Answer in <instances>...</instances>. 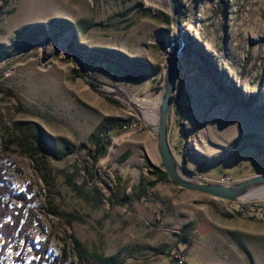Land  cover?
<instances>
[{"label":"rangeland","instance_id":"1","mask_svg":"<svg viewBox=\"0 0 264 264\" xmlns=\"http://www.w3.org/2000/svg\"><path fill=\"white\" fill-rule=\"evenodd\" d=\"M176 1L178 24L168 0H0V167L30 200H13L27 229L6 253L0 238V264H46L42 243L72 263L76 240L123 264H264V199L159 181L144 103L159 98L169 44L177 60L184 44L167 125L177 160L209 183L264 173V0Z\"/></svg>","mask_w":264,"mask_h":264},{"label":"water","instance_id":"2","mask_svg":"<svg viewBox=\"0 0 264 264\" xmlns=\"http://www.w3.org/2000/svg\"><path fill=\"white\" fill-rule=\"evenodd\" d=\"M169 7L172 12V22L178 24L179 20V3L176 0H168ZM176 42H171L168 46L169 48V57L166 59L167 67L165 69L163 76V84L159 94V105L157 109V123L155 125H150L156 133L157 145L163 161L165 171L168 173L169 179L182 189L193 190L201 192L212 196L215 199L227 201L230 203H240L243 201H252V200H261L260 199H250L251 195L259 194L264 192V173L255 175L243 181H238L234 184H219V183H209L202 181L201 179L187 170L180 162L177 160L170 144L169 139V118L171 111V99L175 91V82L176 76L178 73L181 60H183V50L185 45L182 44L177 48L176 53L181 57L177 60L174 58V46ZM82 73L85 74V67L82 69ZM139 74V73H137ZM145 75L144 73L136 75ZM133 76V77H136ZM111 88L110 85H106ZM114 94H117L121 98L128 100L119 95L117 92L113 91ZM130 103V102H129ZM131 106L136 112H140L139 109L132 103ZM264 199V198H262Z\"/></svg>","mask_w":264,"mask_h":264},{"label":"trees","instance_id":"3","mask_svg":"<svg viewBox=\"0 0 264 264\" xmlns=\"http://www.w3.org/2000/svg\"><path fill=\"white\" fill-rule=\"evenodd\" d=\"M30 35L35 34L30 33ZM28 40L29 38L25 39L26 44H28ZM133 63L135 66L140 67L145 72H147V74H144H146L148 77H152L153 74H156V70L145 59L138 58L133 60ZM111 64H113L118 71L122 70L124 73L126 72L119 64ZM96 147L100 155L104 152L106 145L102 141L97 143ZM37 148L38 149L36 150H39V147ZM74 151L75 146L68 143L62 148L60 152L54 154V158L56 160H62ZM153 173L157 176L159 181H164L166 178H169L168 173L162 169H155ZM125 183L126 182L123 184V182L120 181L113 195L114 202L119 205H124L129 200V197L126 194L129 185L128 183ZM155 184L156 181L149 182V185L152 187H154ZM13 200L23 203L24 206L30 204V200L25 194L15 193V191L12 189L11 182L5 179L4 170L2 167H0V238H2L4 241L3 245L1 246L3 253H6L12 247L19 245L22 237L25 236L27 229L25 223H23L24 210L14 205ZM74 242L76 261L72 263L70 262V253L66 249H64L59 255L49 256L47 250L48 246L46 243H42L35 253L37 256H39L40 263L46 264H123V261L119 256L104 257L98 253H90L80 242L77 240Z\"/></svg>","mask_w":264,"mask_h":264},{"label":"bare ground","instance_id":"4","mask_svg":"<svg viewBox=\"0 0 264 264\" xmlns=\"http://www.w3.org/2000/svg\"><path fill=\"white\" fill-rule=\"evenodd\" d=\"M168 50H169V48H168ZM169 53L170 52H168V55H169ZM124 96H125V98L130 102V100H129V96L128 95H126V94H124ZM159 101H160V98H158V99H146V100H144V103H145V106L146 107H148L149 109L147 110V111H149L147 114H146V117L150 120V121H152V122H156L157 123V109H158V105H159ZM140 111V110H139ZM151 113H153V114H151ZM251 198L250 199H262V198H264V192H261V193H259V194H254V195H251L250 196Z\"/></svg>","mask_w":264,"mask_h":264},{"label":"built area","instance_id":"5","mask_svg":"<svg viewBox=\"0 0 264 264\" xmlns=\"http://www.w3.org/2000/svg\"><path fill=\"white\" fill-rule=\"evenodd\" d=\"M178 259H179V261H178L179 264H183L184 263L183 257H179Z\"/></svg>","mask_w":264,"mask_h":264}]
</instances>
